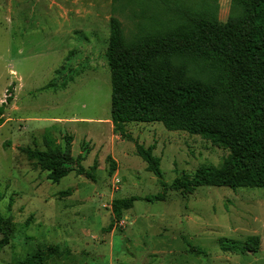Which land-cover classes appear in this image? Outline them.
<instances>
[{"label":"rangeland","instance_id":"374dc122","mask_svg":"<svg viewBox=\"0 0 264 264\" xmlns=\"http://www.w3.org/2000/svg\"><path fill=\"white\" fill-rule=\"evenodd\" d=\"M218 5L225 22L230 0ZM111 10V0H0V106L12 98L0 126V213L15 227L0 264L47 245L64 255L44 264H264V188L182 194L162 186L201 165L220 166L227 150L160 122L127 123L125 136L113 131L108 25L117 17L126 35L132 25ZM68 135L84 171L96 165L94 179L72 172L53 183L19 150L63 148ZM136 144L153 147L161 178ZM158 193L163 200H144ZM132 196L142 200L108 230L112 201ZM249 236L260 239L255 253L219 248L221 239Z\"/></svg>","mask_w":264,"mask_h":264},{"label":"trees","instance_id":"16d2710c","mask_svg":"<svg viewBox=\"0 0 264 264\" xmlns=\"http://www.w3.org/2000/svg\"><path fill=\"white\" fill-rule=\"evenodd\" d=\"M111 9L132 25L128 35L117 17L108 25L105 57L113 131L125 136L127 123L160 122L168 130L199 135L228 151L218 167L201 165L169 186L162 183L165 192L186 194L201 186L264 188V0H230L225 22L218 18V0H111ZM11 100L7 94L0 106V126ZM72 140L66 136L63 148L19 150L53 183L72 172L94 179L96 165L84 171L83 157L72 156ZM136 153L147 170L161 178L153 147L136 144ZM164 197L158 193L144 200ZM136 200L142 198L112 201L108 230ZM14 232L12 218L0 213V251ZM259 246L258 236L219 240L226 253H255ZM63 255L57 245H47L16 264H44L48 257Z\"/></svg>","mask_w":264,"mask_h":264},{"label":"crops","instance_id":"0c3cea01","mask_svg":"<svg viewBox=\"0 0 264 264\" xmlns=\"http://www.w3.org/2000/svg\"><path fill=\"white\" fill-rule=\"evenodd\" d=\"M1 102H2V100H1Z\"/></svg>","mask_w":264,"mask_h":264}]
</instances>
